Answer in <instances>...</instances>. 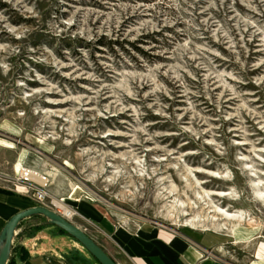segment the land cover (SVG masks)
<instances>
[{"label":"rangeland","instance_id":"1","mask_svg":"<svg viewBox=\"0 0 264 264\" xmlns=\"http://www.w3.org/2000/svg\"><path fill=\"white\" fill-rule=\"evenodd\" d=\"M0 139L14 144L0 143L1 187L72 205L79 184L130 228L215 230L232 264L264 258V0H0ZM23 149L46 183L17 176ZM216 207L258 237L236 243ZM39 230L16 243L100 263L56 224Z\"/></svg>","mask_w":264,"mask_h":264},{"label":"crops","instance_id":"2","mask_svg":"<svg viewBox=\"0 0 264 264\" xmlns=\"http://www.w3.org/2000/svg\"><path fill=\"white\" fill-rule=\"evenodd\" d=\"M35 205L32 197L20 191H0V230L15 213ZM72 206L77 211L76 224L94 230L98 242L119 264H232L224 248L226 237L215 230L193 236L146 222L133 229L118 222L111 212L96 203L78 201ZM145 223L147 227L142 228ZM43 232L36 231L37 238ZM36 236L33 234L26 240L34 241V245L25 249L29 254L26 259H20L21 251L14 252L18 264H73L62 257L50 258L45 249L47 244L36 242ZM246 264H264V258L256 254Z\"/></svg>","mask_w":264,"mask_h":264},{"label":"bare ground","instance_id":"3","mask_svg":"<svg viewBox=\"0 0 264 264\" xmlns=\"http://www.w3.org/2000/svg\"><path fill=\"white\" fill-rule=\"evenodd\" d=\"M0 143L4 144L7 147H14V144L9 141H5L3 139H0ZM27 156V151L23 149L17 156L14 169L16 171L17 176L19 177H27L33 181L40 182V183H46L48 181V178L39 172H36L34 170L28 169L25 167V160ZM264 184V181H254V185L256 186L257 193L263 200H264V190L260 188V185ZM16 189L20 192H24L27 190L26 185L20 183V182H14L13 184ZM225 193V192H223ZM69 199L71 202H78V201H89L93 199V196L82 186L79 184H74L69 192ZM53 201L56 203L57 206L65 213L66 216L69 218H73L75 215V208L71 207L70 204H67L60 198H53ZM218 208V213L222 216L221 218H228L232 219L234 221H237V223L231 228L230 234L234 236L235 242H246V241H252L256 237H258V226L256 223L252 222V217H246L243 211L237 210V211H230L227 208ZM212 219H219L216 215H211ZM193 218H190L191 222ZM243 220H247L249 222L248 226L244 225L242 222ZM147 224L145 223L142 228H146Z\"/></svg>","mask_w":264,"mask_h":264},{"label":"water","instance_id":"4","mask_svg":"<svg viewBox=\"0 0 264 264\" xmlns=\"http://www.w3.org/2000/svg\"><path fill=\"white\" fill-rule=\"evenodd\" d=\"M33 214H43L48 217L53 224H56L79 241L100 264H119L84 228L77 225L70 218L45 205H35L26 208L15 213L7 221L0 234V242L4 241V245L0 247V264L7 263L13 239L20 230V222Z\"/></svg>","mask_w":264,"mask_h":264},{"label":"trees","instance_id":"5","mask_svg":"<svg viewBox=\"0 0 264 264\" xmlns=\"http://www.w3.org/2000/svg\"><path fill=\"white\" fill-rule=\"evenodd\" d=\"M0 191L3 192H14L10 189L4 188L0 186ZM46 224H53L52 221L46 217L43 214H33L30 215L29 217L25 218L24 220H22L19 224V232L15 235V238L17 236H22L24 234H26L28 232V234H30L31 232L37 231L38 229L42 228L43 226H45ZM0 230V234H1ZM61 231L65 234L70 235L68 232H66L65 230L61 229ZM71 236V235H70ZM17 250L21 251L22 253L20 254V259L24 260L26 259L29 254L28 252L24 249L23 245H19L18 243H16L15 239L14 242L12 244L11 247V251H10V256L7 260L6 264H18L16 261V257L14 255V252H16Z\"/></svg>","mask_w":264,"mask_h":264},{"label":"built area","instance_id":"6","mask_svg":"<svg viewBox=\"0 0 264 264\" xmlns=\"http://www.w3.org/2000/svg\"><path fill=\"white\" fill-rule=\"evenodd\" d=\"M30 190L31 189H29V187H28L26 192L32 193L30 196L35 200L37 205H45V206L50 207V208L54 209L55 211L63 214L64 216H66L65 213L59 208V206L56 205V203L53 201V199L49 200V194L47 193V191H45L42 188H38V187L32 188V191H30ZM71 207H73V206L71 205ZM76 212L77 211L75 210V214H76ZM66 217H68V216H66Z\"/></svg>","mask_w":264,"mask_h":264}]
</instances>
